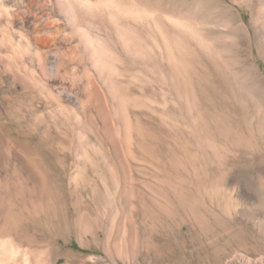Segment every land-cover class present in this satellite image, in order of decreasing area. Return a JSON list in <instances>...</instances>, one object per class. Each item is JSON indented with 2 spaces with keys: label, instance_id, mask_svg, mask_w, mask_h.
<instances>
[{
  "label": "rangeland",
  "instance_id": "rangeland-1",
  "mask_svg": "<svg viewBox=\"0 0 264 264\" xmlns=\"http://www.w3.org/2000/svg\"><path fill=\"white\" fill-rule=\"evenodd\" d=\"M145 1L206 40L189 42L176 86L155 62L117 61V100L98 78L103 109L86 105L77 65L40 71L38 93L4 86L17 95L0 114V175L26 159L34 176L0 189V264H156L141 254L160 237L159 264H264V213L243 179L264 186V0Z\"/></svg>",
  "mask_w": 264,
  "mask_h": 264
},
{
  "label": "bare ground",
  "instance_id": "bare-ground-1",
  "mask_svg": "<svg viewBox=\"0 0 264 264\" xmlns=\"http://www.w3.org/2000/svg\"><path fill=\"white\" fill-rule=\"evenodd\" d=\"M219 1L230 6L232 4L242 5L241 0ZM39 5L42 17L33 20L35 10ZM253 23H256V21ZM189 26V21L185 16L170 13L162 9L161 6L151 4L145 0H0V114L4 110L6 111V109H11L15 106L11 103L13 95H17L16 89L14 90L16 88L15 82L19 81L22 83L25 92L38 93L41 91L40 81L42 77L40 75L42 74L40 71L43 73L49 69L59 74L61 68L66 63L74 66V70H77L79 67L82 68V75L88 81L86 82L87 97L85 102L87 106L96 103L98 107L100 106L102 109L104 107L101 100L106 95H104L100 87L98 78L103 79V81L105 80L106 89L117 100L115 85L113 82L111 83L115 61L126 66L136 64L140 67L146 65L147 62H155L157 66V68L154 67L156 68L155 71L158 70L165 74L166 81L171 77L173 82L169 81V85L174 87L179 80L178 78L181 77L183 70L187 69V60L190 55L189 42L193 40L199 45H204V41H206L204 38L198 36L195 31H189ZM257 29L256 35L259 34ZM77 39L79 43L75 44L74 40ZM66 46L68 47L67 49L65 48ZM50 64L51 68H49ZM75 65L79 67L77 68ZM10 80L14 82L13 88L10 87L6 92L4 86L10 85ZM8 95H12V97ZM236 142L237 144L243 143L245 145L244 142L249 141L238 137ZM15 150L18 149L15 148ZM25 160L24 162L19 161L18 165L13 163L12 172L5 178L0 175V189L11 190L12 187L16 186L28 187V182L33 174L28 165L30 162L27 164L26 161L28 160ZM35 171L37 170L35 169ZM250 178L248 176L243 177L245 181L251 184L253 192L258 197L259 208L254 210V214L256 216L257 214L263 215L264 186L257 181V183L252 182ZM226 180L225 177L221 178V181L224 183ZM2 194L4 195V192ZM227 208L229 207L226 206V210ZM243 212L246 215V211ZM167 215L172 217L173 214ZM156 218L158 217L156 216ZM197 221H199L197 223L204 225L201 217H197ZM160 223L171 230L170 223H163L162 221ZM163 240L165 239L160 237L155 246H152L154 254L141 255L146 258L152 256L155 259V263L159 264L161 262L160 259L164 256V254H160V244ZM152 247H149V249ZM24 256L26 258L28 254ZM22 258L17 259L13 264H20L19 262ZM28 258L25 262L28 261ZM35 264L42 263L37 260Z\"/></svg>",
  "mask_w": 264,
  "mask_h": 264
}]
</instances>
